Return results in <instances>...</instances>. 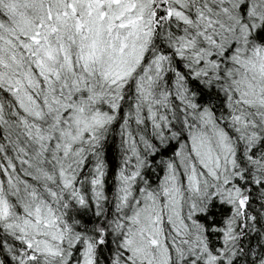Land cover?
I'll return each mask as SVG.
<instances>
[{"label":"snow or ice","instance_id":"obj_1","mask_svg":"<svg viewBox=\"0 0 264 264\" xmlns=\"http://www.w3.org/2000/svg\"><path fill=\"white\" fill-rule=\"evenodd\" d=\"M0 264H264V0H0Z\"/></svg>","mask_w":264,"mask_h":264}]
</instances>
